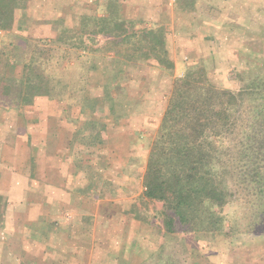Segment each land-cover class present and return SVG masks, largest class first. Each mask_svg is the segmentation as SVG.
<instances>
[{
  "label": "rangeland",
  "instance_id": "374dc122",
  "mask_svg": "<svg viewBox=\"0 0 264 264\" xmlns=\"http://www.w3.org/2000/svg\"><path fill=\"white\" fill-rule=\"evenodd\" d=\"M1 1L6 6L0 10V68L12 65L13 69L7 72L21 78L25 65L32 63L45 76L68 87L72 94L68 102L72 103L74 117L78 109H84L83 120L86 117L96 123L95 130L106 127L110 139L124 132L130 137L140 134L135 147L139 154L146 145L143 140L157 131L173 81L187 70L201 67L210 85L236 92L240 86L237 75L254 78L258 70L264 68V0H196L195 10L190 13L183 10L187 0H134L132 6L126 0ZM107 13L133 20L140 28H163L167 47L175 60L173 69L143 60L129 61L110 52L92 51L91 48L104 44V36L86 35L80 40L74 34L71 41L74 46L54 41L60 30L59 22L75 30L81 17H102ZM155 15L161 20L157 21ZM116 73H120L122 79L117 94L125 93L126 103L135 94L143 93L142 102L136 107L140 111L137 116L140 123L131 118L132 114L124 120L112 115L107 102L99 97L105 82ZM64 99H67L66 94ZM118 104V101L114 103ZM64 106L65 102L50 101L44 96L36 97L31 105L20 109L13 105L0 106V194L5 196L0 225V264H41L37 260V237L45 220L39 208L38 191L44 187L43 175L53 180L55 146L51 140L41 145L44 140L39 141L37 137L40 134L53 137L54 120L60 119L58 112ZM125 108L130 110L131 104H125ZM31 135L36 137L30 138ZM102 139L107 138L102 136ZM123 141L122 138L118 143ZM118 146L122 159L124 151ZM99 150L90 157L113 153L106 147ZM73 153L75 158L71 157L69 163L75 168L81 165L79 171L85 169L94 176L99 166L113 175L117 165L120 169L122 163L127 167V161L120 159L118 164L110 162L109 168L104 162L97 166L98 161L89 168L82 147H76ZM135 171L140 173V169H125L130 177H137ZM98 176L94 177L95 181ZM73 180L77 183L83 179L76 176ZM139 187L135 184L137 191ZM140 196L147 209L143 217L158 219L160 204L147 202L142 194ZM53 212L47 207L46 219L53 217ZM221 214L226 215V240L211 241L205 237L199 241L183 232L173 235L182 248L174 251L171 263L183 264L188 260L191 264H264V233L261 229L253 230L240 190ZM42 264L56 263L51 258Z\"/></svg>",
  "mask_w": 264,
  "mask_h": 264
},
{
  "label": "trees",
  "instance_id": "16d2710c",
  "mask_svg": "<svg viewBox=\"0 0 264 264\" xmlns=\"http://www.w3.org/2000/svg\"><path fill=\"white\" fill-rule=\"evenodd\" d=\"M195 3L196 0H187L183 10L193 12ZM5 6L1 1L0 10ZM58 28L56 43L74 46L71 44L74 34L80 40L86 35L104 36V44L91 48L92 51L110 52L129 61H148L164 69H173L175 64L167 47L166 33L159 26L140 28L133 20L107 13L102 17H81L75 30L60 22ZM7 69L11 71L12 65L0 68V106L13 105L20 109L31 105L39 96L65 102L67 115L76 125L71 151L82 147L88 163L92 154L105 147L121 155L114 145L121 139L106 140L97 135V124L86 117L83 120L84 109H78L74 117L72 103L68 102L72 94L65 84L45 76L32 63L25 65L21 78ZM119 74H113L104 84L103 91L109 100L115 99L122 84ZM237 77L240 86L232 92L210 85L201 67L187 70L173 81L156 133L143 140L146 145L139 141L143 152L139 154L135 148L140 134L126 136L118 146L124 151L126 168L141 170L143 200L160 204L157 217L167 235L183 232L197 240L205 237L211 241L226 240V215L221 213L237 190L248 206L253 230L261 229L264 233V68L254 78L242 74ZM103 141L106 146L99 147ZM100 155L94 156L92 164H97L95 159ZM98 162L97 166L103 163ZM76 168L80 169L81 165ZM97 170H93L95 176L104 168L99 166ZM135 174L138 176L139 172ZM4 197L0 194V225Z\"/></svg>",
  "mask_w": 264,
  "mask_h": 264
},
{
  "label": "crops",
  "instance_id": "0c3cea01",
  "mask_svg": "<svg viewBox=\"0 0 264 264\" xmlns=\"http://www.w3.org/2000/svg\"><path fill=\"white\" fill-rule=\"evenodd\" d=\"M126 3L132 6L134 0H126ZM159 19L156 18L157 21L161 20ZM173 61L175 62L174 58ZM124 94L120 92L115 99L109 100L103 91L99 97L107 102V108L112 115L120 116L124 120L127 115L132 114L131 118L138 119L140 123L141 119L137 117L140 111L136 107L142 102L143 93L135 94L128 103ZM117 101L119 104L115 106ZM125 104H131L132 110H126ZM62 108L58 112L60 119L57 117L58 121L54 120L53 137L46 138L41 134L37 137L39 141L44 140L43 143L40 142L41 145L45 146L51 140L55 146L53 180L46 178L51 176L43 175L44 187L38 191L39 208L43 211L45 220L44 228L37 237L38 263L42 264L46 259L52 258L56 264H175L171 261L174 251L182 248L178 244L180 241L165 234L154 216L143 217L144 213L146 216L147 209L140 201V173L137 177H130L123 170L122 163L121 169L124 172L117 165L115 175L108 170H102L95 181L93 173L76 170L69 163L73 157L72 133L76 125L67 115L68 108ZM134 126L136 127L135 124ZM106 132V127L95 130L97 135L101 134L106 140H111ZM118 136L120 135L112 139L124 140L126 133H122L121 138ZM33 137L36 136L31 135L30 138ZM121 144L114 142L115 146ZM104 146L106 143L103 141L99 147ZM106 154L107 156L100 155L96 160L104 162L108 168L110 162L119 163L121 156L116 153ZM90 160V163L86 160L88 165L92 164L93 158ZM121 161L124 162L125 159L122 157ZM41 162L39 158V163ZM76 176L83 180L76 183L73 180ZM89 177L92 178L90 182ZM135 184H139V191ZM47 207L54 211L53 217L49 216L52 218L49 221V218L46 219ZM184 262L183 264H191L188 260Z\"/></svg>",
  "mask_w": 264,
  "mask_h": 264
}]
</instances>
